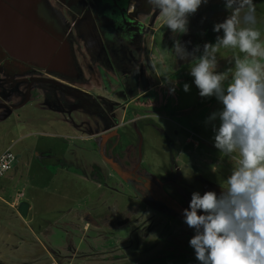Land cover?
Masks as SVG:
<instances>
[{
  "label": "rangeland",
  "instance_id": "rangeland-1",
  "mask_svg": "<svg viewBox=\"0 0 264 264\" xmlns=\"http://www.w3.org/2000/svg\"><path fill=\"white\" fill-rule=\"evenodd\" d=\"M43 1L73 69L57 76L85 92L47 77L25 81L40 69L0 59V150L14 154L0 176V264H200L188 244L168 253L190 234L183 209L193 191L219 195L240 157L214 146L219 119L208 117L223 105L199 95L190 69L204 43L223 36L214 24L236 8L207 0L178 34L148 0ZM252 3L254 21L245 6L237 28L253 27L264 44V0ZM175 40L199 50L176 57ZM235 56L246 54L216 52L225 87ZM21 199L31 203L25 217Z\"/></svg>",
  "mask_w": 264,
  "mask_h": 264
},
{
  "label": "clouds",
  "instance_id": "clouds-1",
  "mask_svg": "<svg viewBox=\"0 0 264 264\" xmlns=\"http://www.w3.org/2000/svg\"><path fill=\"white\" fill-rule=\"evenodd\" d=\"M174 33H187L188 17L207 0H148ZM233 15L216 23L223 30L216 42H205L199 62L190 69L201 97H212L223 105L213 112L214 146L224 155L238 152V166L226 178L227 187L219 195L206 191L191 193L189 207L183 209L184 222L195 234L189 244L200 264H264V44L253 27L237 28L239 9L247 6L245 21H254L252 0H224ZM220 46L238 48L244 58L235 56V71L225 87L223 73L217 72L216 52ZM176 57L194 56L179 40L173 43ZM260 58V59H257ZM184 91L189 85H183ZM174 91V87L170 89ZM10 147V145H7ZM4 148V147H3ZM2 148V149H3ZM1 151V150H0ZM200 210L201 214H198Z\"/></svg>",
  "mask_w": 264,
  "mask_h": 264
},
{
  "label": "flooded vegetation",
  "instance_id": "flooded-vegetation-1",
  "mask_svg": "<svg viewBox=\"0 0 264 264\" xmlns=\"http://www.w3.org/2000/svg\"><path fill=\"white\" fill-rule=\"evenodd\" d=\"M2 2V11H3V20L5 19V26H11L14 25L15 20L14 18H17V14L21 15L23 18L28 19L35 23L39 28L43 29L45 33H47L49 36H53L52 38L56 40V50L61 49L62 42H65V36L63 34L62 29H59L56 25V19H54L52 16H48L42 9L40 8L41 2L43 0H0ZM47 2V1H46ZM43 1V3H46ZM3 38V36H2ZM1 39V38H0ZM2 39L0 40V53L4 54L6 56V59L4 60V63H10V65L14 67L19 68H30L35 67L39 68L41 71V74H32L30 75V79L33 77L37 78H43L47 77L51 80H58L56 82L59 84H67V88H78L79 90H82L79 86L74 85L73 82L69 83L68 79L63 80L61 77L57 76V73L63 74L64 76H69L73 74V69H71L70 64L68 60L66 59V65L62 66L64 70H56V69H50L47 67V64L50 62V59L53 57L54 54H50L49 58L44 60L43 58L33 56V55H25V58H20L13 56L9 53L8 49L1 43ZM2 44V45H1ZM3 50V51H2ZM58 56V55H56ZM28 77V76H27ZM26 78V77H25ZM26 81L27 78H26ZM39 81V80H38ZM63 86V85H62ZM30 88V85L27 86V89ZM74 102H70V105H73Z\"/></svg>",
  "mask_w": 264,
  "mask_h": 264
},
{
  "label": "water",
  "instance_id": "water-1",
  "mask_svg": "<svg viewBox=\"0 0 264 264\" xmlns=\"http://www.w3.org/2000/svg\"><path fill=\"white\" fill-rule=\"evenodd\" d=\"M0 24V29H2L4 24L2 21ZM3 31L5 30L3 29ZM10 32L11 34L6 40L12 47H15L14 51L10 52L11 55L20 58H25V55H33L46 60L50 54H54L47 64V67L59 71L64 70L62 66L66 65L65 53L62 52V49L56 50L54 48L53 51L56 40L45 33L35 23L25 18L24 20L20 19ZM27 206L28 202L23 199L17 202L16 210L21 217H25Z\"/></svg>",
  "mask_w": 264,
  "mask_h": 264
},
{
  "label": "crops",
  "instance_id": "crops-1",
  "mask_svg": "<svg viewBox=\"0 0 264 264\" xmlns=\"http://www.w3.org/2000/svg\"><path fill=\"white\" fill-rule=\"evenodd\" d=\"M0 4L2 5V2L0 1ZM20 19L21 20H24V18L21 16V15H19V13L17 14V18H14V20H15V22L17 23V21H20ZM3 22V26H2V29H0V38L2 39V41H1V43L8 49V51H9V53L10 52H12V51H14V49H15V47H12L11 45H10V43H8L7 42V40H6V38L11 34V30L13 29V27L14 26H16L15 24L14 25H11V26H5V23H4V20H3V11H2V7L0 6V22ZM1 25V24H0ZM199 26H200V24H199ZM201 27V26H200ZM210 28V27H209ZM209 28H203L204 30H206V32H205V34H208L207 33V31H208V29ZM3 29L5 30V31H3ZM213 29V28H212ZM192 32H198V30L197 29H195L194 27H193V30H192ZM2 36H3V38H2ZM218 36V35H217ZM216 36V37H217ZM53 37V36H52ZM204 38V39H206V36H204V35H201L200 34V36L198 37L199 39L200 38ZM216 37H215V35L214 36H212L211 37V40L210 41H208L209 43H211L212 41H213V39L214 40H216ZM0 39V40H1ZM4 40V41H3ZM6 40V41H5ZM1 44V45H2ZM10 45V46H9ZM61 49H62V52H64L65 53V58L68 60V55H67V53H66V38H65V42L63 43L62 42V44H61ZM54 48L56 49V43H55V45H54V47H53V51H54ZM3 51V50H2ZM51 52H52V49H51ZM0 59H6V56L4 55V54H2V53H0ZM199 60L198 59H196L195 61H194V63L195 62H198ZM32 75V74H31ZM27 78V80L29 81V80H31L30 79V75L28 76V77H26ZM26 78H25V81H26ZM33 81H35V80H33ZM80 86V85H79ZM31 88V87H30ZM28 89L30 92H32V90L31 89ZM81 88V87H80ZM81 89H83V90H85V88H81ZM27 90V86H25L24 87V91H28ZM27 95H29V93L27 94ZM28 98V97H27ZM14 99H16V98H14ZM1 102H2V98L0 97V104H1ZM5 103V102H4ZM22 103V102H21ZM20 104V103H19ZM2 105V104H1ZM7 146V145H6ZM28 202V206H27V210H26V213L28 212V209L31 207V203L29 202V201H27ZM181 228V226L180 225H175L174 227H173V233H178V235H181L180 234V232H178V230ZM182 229V228H181ZM185 229H186V227H185ZM184 229V230H185ZM183 230V229H182ZM186 231H189L190 232V234H189V236L188 237H186V236H184L185 237V240L183 241V238L182 237H180V238H178V242H179V250H175V248L174 247H172L173 249H171L168 253H170V254H173V253H181V251L182 250H185V248L184 249H182L183 247V245L184 244H188V245H190L189 244V240H190V238L195 234V232L194 231H192V228H188ZM191 233H194V234H191ZM183 242V243H182ZM182 245V246H181ZM168 251V250H167ZM193 253H194V251H193ZM189 255V254H188ZM175 259V258H174Z\"/></svg>",
  "mask_w": 264,
  "mask_h": 264
},
{
  "label": "built area",
  "instance_id": "built-area-1",
  "mask_svg": "<svg viewBox=\"0 0 264 264\" xmlns=\"http://www.w3.org/2000/svg\"><path fill=\"white\" fill-rule=\"evenodd\" d=\"M14 159V154L9 146H5L0 151V175L10 166L11 161Z\"/></svg>",
  "mask_w": 264,
  "mask_h": 264
},
{
  "label": "trees",
  "instance_id": "trees-1",
  "mask_svg": "<svg viewBox=\"0 0 264 264\" xmlns=\"http://www.w3.org/2000/svg\"><path fill=\"white\" fill-rule=\"evenodd\" d=\"M8 168H9V167H8ZM8 168H7V169H8ZM4 172H5V171H4ZM4 172H3V173H4ZM3 173H2V174H3ZM2 174H1V175H2ZM1 175H0V176H1Z\"/></svg>",
  "mask_w": 264,
  "mask_h": 264
},
{
  "label": "bare ground",
  "instance_id": "bare-ground-1",
  "mask_svg": "<svg viewBox=\"0 0 264 264\" xmlns=\"http://www.w3.org/2000/svg\"><path fill=\"white\" fill-rule=\"evenodd\" d=\"M14 24L16 25L17 23L15 22Z\"/></svg>",
  "mask_w": 264,
  "mask_h": 264
}]
</instances>
